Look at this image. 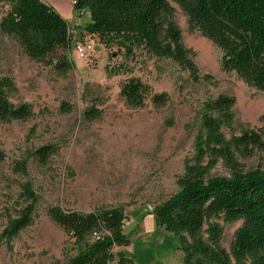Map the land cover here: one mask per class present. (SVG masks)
<instances>
[{
  "label": "rangeland",
  "instance_id": "obj_1",
  "mask_svg": "<svg viewBox=\"0 0 264 264\" xmlns=\"http://www.w3.org/2000/svg\"><path fill=\"white\" fill-rule=\"evenodd\" d=\"M43 1L67 19L75 41L85 39L82 28L89 15L73 11L74 0ZM168 3L183 44L192 50L195 76L163 58L140 59L130 63L131 71L109 73L106 66L120 57L112 58L116 50L96 40L87 60L72 49V67L57 74L29 58L14 38L0 33V75H10L16 88L9 99L32 107L25 121H0V150L5 156L0 161V264H65L76 253L73 240L49 218L51 206L80 213L121 207L128 244L113 248L111 264L119 255L134 264H182L178 237L158 227L151 210L178 190L176 179L194 155L202 102L220 93L233 96V120L222 129L225 137L230 140L247 130L264 140V91L248 86L234 71L223 70L218 47L189 26L175 1ZM7 9L1 2L0 17ZM130 77L149 86L140 108L130 107L120 94ZM160 92L168 97L156 105L152 95ZM91 107L98 115L85 119L84 111ZM45 145L55 152L43 165L33 151ZM248 153L237 152L241 168L264 170V149L249 148ZM17 165L24 166V173ZM209 176L229 173L218 162ZM26 183L37 196L35 217L7 244L1 233L19 207L20 189ZM217 222L221 246L229 252L242 221Z\"/></svg>",
  "mask_w": 264,
  "mask_h": 264
},
{
  "label": "trees",
  "instance_id": "obj_2",
  "mask_svg": "<svg viewBox=\"0 0 264 264\" xmlns=\"http://www.w3.org/2000/svg\"><path fill=\"white\" fill-rule=\"evenodd\" d=\"M173 1L185 13L189 26L218 47L223 70L234 71L245 84L264 91V0ZM1 2L7 3L8 9L0 17V33L14 38L32 60L65 74L73 65L69 55L76 43L67 19L43 0ZM72 9L89 15L82 28L84 36L116 50L112 58L120 60L106 66L109 73L131 71L130 63L140 59L163 58L196 75L192 50L182 42L168 0H74ZM15 89L10 75H0L3 123L25 121L32 115L29 102L13 103L9 99ZM148 93L149 86L137 77L128 78L120 88L133 108L142 107ZM167 97L164 92L154 93L152 101L161 105ZM234 102L235 98L225 93L202 102L194 155L185 161L183 173L176 179L178 190L151 210L156 225L178 237L182 264H264V170L245 171L237 162L238 151L247 155L249 148L264 149V140L259 133L247 130L230 140L225 137L222 129L231 126ZM68 109L66 104L64 110ZM97 115L94 107L84 111L88 120ZM54 152L52 145H45L33 155L44 165ZM4 158L0 150V161ZM218 162L228 177L209 176ZM18 170L24 173V166ZM19 201L1 233L7 244L35 217L37 196L27 183L20 189ZM48 216L73 240L76 253L65 264H111L113 248L128 244L123 229L126 216L119 206L90 213L51 206ZM219 219L242 221L229 252L221 246ZM94 232L102 233L99 240L92 238ZM116 264L134 263L119 255Z\"/></svg>",
  "mask_w": 264,
  "mask_h": 264
},
{
  "label": "built area",
  "instance_id": "obj_3",
  "mask_svg": "<svg viewBox=\"0 0 264 264\" xmlns=\"http://www.w3.org/2000/svg\"><path fill=\"white\" fill-rule=\"evenodd\" d=\"M94 40L96 39L89 35H86L85 39L76 41L74 50L81 59L87 60L89 58L94 49ZM101 234V232H94L92 234V238L94 240H99Z\"/></svg>",
  "mask_w": 264,
  "mask_h": 264
}]
</instances>
